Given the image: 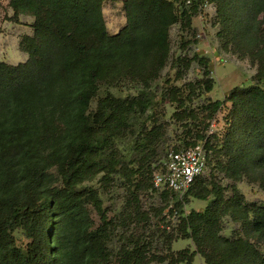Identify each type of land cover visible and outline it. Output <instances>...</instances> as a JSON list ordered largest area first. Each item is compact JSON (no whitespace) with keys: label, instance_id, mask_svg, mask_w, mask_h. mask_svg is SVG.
Segmentation results:
<instances>
[{"label":"trees","instance_id":"1","mask_svg":"<svg viewBox=\"0 0 264 264\" xmlns=\"http://www.w3.org/2000/svg\"><path fill=\"white\" fill-rule=\"evenodd\" d=\"M103 3L9 0L14 16L34 21L32 35L20 42L27 60L16 66L0 62V264H192L195 256L204 264H264V206L244 203L235 185L245 176L264 188V0H124L125 25L115 34L108 33ZM206 3L216 6L211 21L221 48L248 59L256 73L223 101L195 105L213 88L209 59L173 58L176 81L192 62L203 70V79L180 87L166 80L162 97L175 107L171 117L184 128L181 134L193 140L181 141L151 169L161 126L155 115L150 128L136 120L153 105L151 87L167 64L171 27L180 23L181 31L196 36L192 20ZM190 43L181 39L180 47ZM227 104L224 136L208 132ZM133 136L134 150H150L127 160L117 142ZM199 144L205 173L211 168L230 186L204 173L180 201V194L154 187L169 152ZM98 175L105 185L123 178L135 183L134 192L161 191L163 200L171 194L176 234H161L169 249L188 240L193 250L160 256L150 253V243L130 237L113 249L112 222L89 184ZM189 198L207 204L185 213ZM227 218L240 226L230 238L222 234ZM16 230L27 240L23 247L16 245Z\"/></svg>","mask_w":264,"mask_h":264},{"label":"rangeland","instance_id":"2","mask_svg":"<svg viewBox=\"0 0 264 264\" xmlns=\"http://www.w3.org/2000/svg\"><path fill=\"white\" fill-rule=\"evenodd\" d=\"M124 0H104L103 15L109 34L117 33L125 25V15L123 9ZM216 14V6L213 3H206L200 15L192 20V26L196 29V36L192 37L190 33L180 30V23L171 27L170 53L165 67L160 72L159 78L152 84L151 95L153 105L149 108L146 115L136 120L139 124H144L150 128L153 125L151 118L155 115L157 125L161 126L160 138L157 145L154 146L155 156L149 159V165L153 169L156 163H159L164 154L172 148L180 145L181 141H192L193 137H184L181 134L183 127L176 124L171 115L175 111V107L166 101H163V93L166 90V80L171 84L183 86L187 83H194L204 78L203 70L192 62L189 70L185 72L181 79L176 81L175 69L171 67L173 58H183L187 56L191 58L194 54L209 59L210 77L213 79V88L210 93L204 94L201 98L195 99L194 103H202L205 99L210 101H223L224 98L238 86H248L252 83V77L256 73V68L248 59H240L235 54L221 48L220 42L216 37L218 26L213 25L211 19ZM34 19L29 15L14 16L12 8L9 6V0H0V62L8 65L16 66L27 60V54L20 49V42L24 36H31L32 24ZM183 37V38H182ZM181 39L190 40V44L185 49L180 47ZM264 86V85H263ZM114 94H118L119 90L111 89ZM122 94L129 95L132 89H123ZM230 104L216 114L211 122L208 132L217 133L224 136L229 126L227 122L228 108ZM95 108V101L91 103V109ZM139 130V129H138ZM135 137H127L117 142V148L122 156L130 159L134 155H145L148 150L143 153L134 150ZM180 142V143H179ZM159 161V162H158ZM137 162L134 163L136 165ZM212 173V181L228 187L232 182L224 178L221 174L207 170L205 176L210 179L209 174ZM101 175H98L91 183L99 193L102 206L106 211L108 219L112 222V233L114 242L112 248L115 249L126 239H140L143 242L150 243V253L160 256L166 253H175L185 248L193 250V246L188 240H178L171 244L170 249L165 243L161 231L165 229L167 233L176 234L174 229L177 224L178 216L173 210L175 199L168 196L167 200H163L160 196L161 191H153L152 189H143L134 192L135 183H126L125 179L116 178L112 183L105 185L99 181ZM135 182V178L133 179ZM236 188L244 199V203L256 204L264 206V188L259 182H250L247 177H242L236 182ZM183 195H175L177 201L182 200ZM230 195V191L226 192ZM169 203L164 208L165 203ZM207 202L189 198V202L184 204L183 211L186 213L190 210L202 211ZM163 209V210H162ZM95 223L98 224L97 216L93 215ZM164 218V220H161ZM165 225L167 227L165 228ZM240 226L227 218L222 234L230 238L233 231H239ZM17 246H24L26 238L21 231L16 230L13 233ZM116 250V249H115ZM260 250L264 254V243L260 244ZM151 264H167V262ZM192 264H204L199 256H195Z\"/></svg>","mask_w":264,"mask_h":264},{"label":"built area","instance_id":"3","mask_svg":"<svg viewBox=\"0 0 264 264\" xmlns=\"http://www.w3.org/2000/svg\"><path fill=\"white\" fill-rule=\"evenodd\" d=\"M186 3L189 4V0H186ZM205 171L206 157L203 145L169 152L163 161V172L154 175L153 185L155 188L182 195Z\"/></svg>","mask_w":264,"mask_h":264}]
</instances>
